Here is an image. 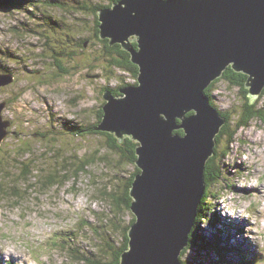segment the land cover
Instances as JSON below:
<instances>
[{"label":"rangeland","instance_id":"rangeland-1","mask_svg":"<svg viewBox=\"0 0 264 264\" xmlns=\"http://www.w3.org/2000/svg\"><path fill=\"white\" fill-rule=\"evenodd\" d=\"M31 1H36L37 16L43 14L39 21L24 11L0 7V70L14 78L0 89L1 115L11 123L0 144V264H109L111 250L121 243L123 230L134 217L113 200L122 196L135 166L110 152L104 137L86 130L98 121L104 88H118L131 76L110 68V59L94 37L93 18L71 14L82 3L107 5L108 0ZM50 3L61 6L49 8ZM55 36L57 47L73 48L77 41H87L68 64L69 75H58L47 59ZM212 92L213 104L229 113L233 127L242 101L239 89L220 80ZM262 93L261 119L239 129L232 140L222 137L217 145L218 157L225 150L227 154L206 208L211 220L219 213L215 217L219 222H205L198 235L212 241L215 237L218 247L189 249L183 260L218 264L224 260L216 255L218 250L232 263L245 258L264 264ZM19 160L35 168L29 181L34 188L23 183L13 192L10 184L25 170ZM87 162L85 172L74 181L60 186L41 183L49 174L62 182L60 172L66 169L68 178ZM16 195L21 199H14Z\"/></svg>","mask_w":264,"mask_h":264},{"label":"water","instance_id":"water-1","mask_svg":"<svg viewBox=\"0 0 264 264\" xmlns=\"http://www.w3.org/2000/svg\"><path fill=\"white\" fill-rule=\"evenodd\" d=\"M97 15L99 39L120 45L138 69L120 96L103 92L94 128L136 144L134 222L119 264H181L225 124L205 90L230 68L247 77L250 103L263 92L264 0H120ZM12 82L0 74V89ZM3 107L0 144L11 125Z\"/></svg>","mask_w":264,"mask_h":264},{"label":"trees","instance_id":"trees-1","mask_svg":"<svg viewBox=\"0 0 264 264\" xmlns=\"http://www.w3.org/2000/svg\"><path fill=\"white\" fill-rule=\"evenodd\" d=\"M119 1L120 0H108L107 5H101V4H97V3H93V4L92 3L91 4L82 3V4H80V6L78 7V9L76 11H73L71 13L73 15H78V14L86 15L87 14L88 16L93 18L94 37L97 38L99 43H101V45L103 46V51H104L105 57L110 59L109 60L110 68L112 70H119L122 72H126L129 74V76H131V78L126 80V82L123 81V85H119L118 88L116 89V91L123 89L124 87L130 85L133 81H135L137 78V70L138 69L136 66H134L130 62V55L127 52L123 51L121 49L120 45L115 44L113 46H109L108 40H100L99 39V37H98L99 22H98L97 13L101 9L109 8L112 4H115ZM54 4L55 3H50L51 6H49V8H54V6H55ZM60 6L56 5L55 8L59 9ZM0 7L8 8L11 11H24L28 16L34 17V19L37 21H39V16H43L42 12L39 16H37V14H36L38 11V6L36 4V1L32 2L31 0H0ZM68 16L70 17L71 15L68 14ZM40 21H42V20H40ZM51 22H52V24L57 25L54 19L51 20ZM62 30H64V28ZM37 35L39 36L40 34L37 33ZM77 40H79V39H77ZM52 41L54 42V47L53 46L49 47L48 50L50 51V53L48 54L49 58H47V59H49L51 61L53 68L56 70L58 75H61V74H63L64 76L69 75L70 69L67 68L68 64L75 57L76 50L82 48L83 44L86 43L87 41H85L84 39L79 40V41H77V43H75V46L73 48L72 47L66 48L67 46L66 47L65 46L64 47L63 46L57 47L56 44L59 43V41H58V38H56V36H55V38H52ZM74 41H75V39H74ZM70 42H72V41H70ZM67 45H69V44H67ZM133 45L136 47L135 44H133ZM3 55H5V53ZM6 57L7 56H5V58ZM0 73H4V70H0ZM246 78L247 77L244 74L234 73L230 68H228L223 73V75L220 79H217L216 81H214L205 90V95L209 99L210 104L214 108H216L215 105L213 104V98H212L213 92L212 91H213L214 85L216 83H218L220 80H223V81L227 82L229 85H231L233 87H237L239 89L240 94L242 96V101L240 103L239 111L236 114H234L235 116H237V120L234 122L233 127L229 126L230 122H231V117H230L229 113L228 112H221L216 108L219 111L220 115L225 119V124L222 126L219 134L216 136V146L214 148V155L208 160V162L206 163V166H205V171H204L205 194H204V196H203V198H202V200H201V202L197 208V216L194 220V226H193V228L189 234V244H188L187 248H185V250L181 254V257H180L181 264H195L192 260H189V259L183 260L182 259L183 256L185 255V253L189 249H196V250H200L202 252L205 250H211L215 247H218V245L214 244L215 243V240H214L215 237H213V241H212L211 239H209L203 235H198V234H199V232H202L201 226L204 225L205 222L207 224L213 225L218 220V219H215V217H216L215 213L213 216L214 220L209 219V214H208V210L206 207H207V202L213 198V194H210V189L215 184H218V181L220 180V177L222 174L221 159L224 155L227 154V151L225 150L222 152L221 157H218L217 145L219 144V140L222 137H227L228 139L232 140L239 129L248 127L253 120H256L258 118L261 119L262 108H260V106H259V104H260L259 98L260 97L254 103L249 102V98L247 97V90L244 88ZM105 90L106 91L109 90L114 95L117 94V92H112L114 90H110L107 87L104 88V91ZM263 92H264V90H263ZM97 115H98L97 116V118H98L97 123H95L93 125H89L87 127L86 132L88 134H96V135H100V136L104 137L106 140V147L110 152H114V154L120 160L124 161L127 165L135 166L134 161L136 159V156H135L136 144L134 142H132L129 138H126L120 144L117 142L116 138L113 135L108 134V133H104V132L95 131L94 128L99 125V123L101 122L102 117H103V112H102L101 107H100ZM82 132H80V133H82ZM174 133L182 135L181 130L174 132ZM17 164L18 165H24L25 170L20 175H18L19 178H18L17 182L10 184L11 185L10 189H13V192H16V190L19 189V187H20L18 184H23V183L25 184V185L23 184L25 187L28 186L27 189L34 188V187H30L31 186L30 182L34 178L35 168L30 167L29 165L26 166L22 160L21 161L19 160L17 162ZM89 164L90 163L87 162V164H82L78 169H74V174L72 176H69L68 178H67L68 171L66 169H64V171L60 172V174H62V176L64 178L62 182L59 180L58 181L56 180V178L58 177L56 174H49L48 176H46V178L41 183L44 184L45 186H47V185H51V186L64 185L65 183H67L69 181L76 180L80 173L85 172V168L88 167ZM138 173H139V171L135 166L134 172L130 175V178L127 179V182L125 183V185L123 187L124 192H123L122 196L120 198L114 197L113 201H115V203H113V204H115L117 206V208L120 206V204H122L123 206L126 207L127 210L130 211L131 199L129 197V188L131 187V184H132V181H133L135 175ZM0 174H1V172H0ZM7 179H8V177H7ZM1 180H3V178ZM28 182H29V184H28ZM23 190L26 193V189L24 188ZM14 199H16L18 201L21 198L19 195H16ZM133 222H134V217H132L128 227L124 228L121 243L118 244V246L115 249H113V250L110 249L112 251V254H111L109 264H119L120 255L122 254L123 251H125L127 249V246H128L127 245L128 244L127 230ZM217 222H219V221H217ZM215 251H216V255L218 257L224 258V260L219 261L218 264H253V261L246 260L245 258L239 259L236 263H234V262L232 263L231 261L227 260L226 257H224L223 255H218L219 253H221L220 251H218V250H215Z\"/></svg>","mask_w":264,"mask_h":264},{"label":"flooded vegetation","instance_id":"flooded-vegetation-1","mask_svg":"<svg viewBox=\"0 0 264 264\" xmlns=\"http://www.w3.org/2000/svg\"><path fill=\"white\" fill-rule=\"evenodd\" d=\"M67 68H68V67H67ZM94 78H95V79H99V78H100V75H96ZM116 89H117V88H113L114 91H112V92H117V94H116V95H114L113 93H112V94H113L114 96H120V95H121L120 92H119V91H116ZM103 101H104V100H103Z\"/></svg>","mask_w":264,"mask_h":264},{"label":"clouds","instance_id":"clouds-1","mask_svg":"<svg viewBox=\"0 0 264 264\" xmlns=\"http://www.w3.org/2000/svg\"><path fill=\"white\" fill-rule=\"evenodd\" d=\"M0 74H10V73H0ZM10 75H12V74H10ZM13 76V75H12ZM14 79V78H13ZM132 82V81H131ZM135 83H136V80L135 81H133L130 85H128V86H134L135 85ZM111 90V89H110ZM121 90V89H120ZM106 91V90H105ZM104 91V92H105ZM109 91V90H108ZM112 94V93H111ZM103 95V94H102ZM113 95V94H112ZM114 96V95H113ZM103 99V98H102ZM104 103H105V101H104ZM104 105V104H103ZM102 105V106H103ZM102 108V107H101Z\"/></svg>","mask_w":264,"mask_h":264},{"label":"bare ground","instance_id":"bare-ground-1","mask_svg":"<svg viewBox=\"0 0 264 264\" xmlns=\"http://www.w3.org/2000/svg\"><path fill=\"white\" fill-rule=\"evenodd\" d=\"M215 210H217V209H215ZM216 213H217V215H216ZM215 213V216L218 218V215H219V213L218 212H216ZM236 218H238V217H236ZM225 220V219H224Z\"/></svg>","mask_w":264,"mask_h":264}]
</instances>
